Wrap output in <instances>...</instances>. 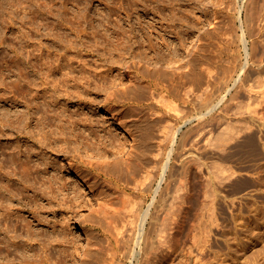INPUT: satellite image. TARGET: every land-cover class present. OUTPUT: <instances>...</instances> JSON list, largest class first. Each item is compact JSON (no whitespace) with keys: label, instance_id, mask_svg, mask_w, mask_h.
<instances>
[{"label":"rangeland","instance_id":"1","mask_svg":"<svg viewBox=\"0 0 264 264\" xmlns=\"http://www.w3.org/2000/svg\"><path fill=\"white\" fill-rule=\"evenodd\" d=\"M252 2L0 0V264H97L99 253L106 256L98 249L106 233L100 230L101 225H93L91 219H99L97 209L103 201L112 202L117 208L121 206V192L117 191L127 180L120 172L128 170L127 164L134 167L146 160L143 150L146 148L145 154H150L149 146L157 141V137L148 136L151 126L167 122L161 116H170L167 120L175 123V127L170 124L173 126L169 127L168 137L180 123H185L175 143L173 169L182 174L187 172L184 174L187 178L193 176L189 183L185 178L188 183L185 185L194 191L198 187L205 190L210 183L211 188L206 189L211 192L219 186L215 200L220 209L216 215L219 225L207 223V231L213 229L210 232L204 229L199 243L194 236L184 242L186 250L180 251L185 250L187 256L184 251L179 252L168 263L160 264H236L234 246L239 239L245 240L243 245L239 243L240 262L250 254L247 264H264V121L246 107H237L248 101L246 90L250 83L256 87L261 82L255 78H259V62H254L264 56V28L261 41L256 42H262L256 44L259 58L254 61L246 52L244 41L239 39L247 10H264V0ZM254 9L250 12L254 13ZM261 16H256L255 25L263 26ZM225 31L232 32L234 38H227ZM248 33L247 41L252 48L254 37ZM146 55L163 69L169 64V75H173L175 68L181 71L199 62L202 67H212L220 76L232 69L242 79L238 87L224 92L227 98L222 102L224 105L221 103L214 113L204 109V117H200V109L182 101L184 90H176L180 78L167 80L164 70L150 68L143 59ZM137 75L145 83H158L156 96L132 93L133 89L127 85ZM188 90L190 98H197L198 90ZM160 91L181 104L182 120L181 116L169 115L171 111L159 100ZM108 106L129 123L133 137L125 129L117 132L110 124L118 134L114 142L105 135L106 129L88 125L89 107L102 113ZM224 108L229 111L224 112ZM261 108L258 107L263 111ZM221 113L223 117L219 118ZM155 118L162 122L156 123ZM186 119L189 121L185 122ZM229 121L233 128L224 130ZM250 122L253 126L251 123L247 128ZM168 137L163 152L171 147L172 137ZM88 144L93 147L107 144L112 155L95 152L88 156L86 150H95ZM19 157L27 162V169L32 167V172L17 167ZM59 176L72 181L70 186L76 189H63L57 180ZM71 191L80 192L81 196L75 198ZM103 210L99 212L103 214ZM84 217H92V224L83 225ZM66 220L69 233L63 228ZM91 241L95 242L93 246ZM188 241L194 250L200 245V256L202 253L204 256L195 260L194 253L187 249L191 245Z\"/></svg>","mask_w":264,"mask_h":264},{"label":"bare ground","instance_id":"2","mask_svg":"<svg viewBox=\"0 0 264 264\" xmlns=\"http://www.w3.org/2000/svg\"><path fill=\"white\" fill-rule=\"evenodd\" d=\"M250 1L254 2L255 0H250ZM236 2H238V1H236ZM248 6H251L250 3ZM251 7L253 8V6H251ZM263 8H262V10H263ZM248 9H249V7H248ZM253 9L251 10V8H250V10H247L249 13V14L247 13V15H253V14L255 15V12H258V11L260 12V10H261L260 9V10L256 11L254 9L255 12L251 13L250 11H253ZM261 12H264V10ZM261 12L259 13V15L256 13L255 17H253V16L249 17L246 15L245 22L243 20V22H242L243 24L241 23L242 24L241 26L243 27V29L241 28V30L242 31L244 30V31L241 32L242 36L239 39L241 42H242V40L244 41V43H243L245 46L244 48H246V52L251 57V59H253L252 61H254V58L256 59V57L259 58V56H256V55L257 54L259 55L260 51L257 50V51H259V53H255L256 49H258L257 47H259L256 45V44H258L256 42L261 41L262 38H263L262 42H264V37H262V31L264 28V23H263L264 21L262 22V20L259 19V20H261L260 22H262L263 26L261 25V23H260V25L256 24L258 26L255 25V18H256V16L257 17L261 16ZM261 17H262V19L264 18L263 15ZM229 32L225 31V33H228L227 38H230L228 36H231V39L234 38V37H232L234 34L233 35L231 34L233 31L230 32V34H229ZM248 32L251 33V35L254 37V40H253L254 44H253L252 48L250 47V45L248 44V41H247L246 35ZM238 35H239V33H238ZM237 38L238 37H236V39ZM236 39H234V40H236ZM234 40L233 41L228 40V42L229 43L235 42ZM261 43L259 42V44H261ZM261 52H263V51H261ZM261 56H260V58H261ZM250 57H248V58H250ZM262 58L263 59H260L261 62L258 61L259 59H257V61L254 62V63L259 62V69L257 68L258 71L255 69V71H257L258 74L255 71H254V73L259 76V78H257V76L255 77L256 82H257V79H261L260 80L261 82L258 81V83L260 82V85L258 84L259 85L258 86L256 83V85L258 87L257 86L255 87L253 85V83H250L251 85L248 86V89H247L248 91L246 90V93L248 94V97H247L248 101L245 104H243L244 106H241L242 104H240L237 107H246L247 108L246 110L249 113H254V115L259 114L260 118L263 119L262 120V123H263V121H264V109H263V111L258 109V107L264 108V56ZM143 59L148 64H150L151 69H153L155 71H159V72L161 69L164 70L165 78L167 80H169V79L175 80L176 77L180 78L178 80L177 87H175L176 90H178V92H182L184 90V92H182V95H181L182 101L184 103H187V104H193L196 106V108L200 109V112L197 111L198 113H201L200 117H202V116L204 117V113H203L204 109H206L208 111L207 113H210L212 111L214 113V110L216 111V108L219 107L223 101H226L225 100L226 93H224V92L232 91V89L236 85L238 87V85H239L238 83L242 79L241 74H240V76L238 75L239 77L238 76L236 77V75H234L232 73L231 68H230L231 70L226 71V75L220 76L214 72L212 67H202V66H200L199 62L196 63L195 65L190 66L188 69H185V70L177 71V68H175L173 70V75H169L170 73L168 71H170L169 68H171V66L169 64L166 66V68L163 69V68H161V65H159V62H157L154 58L146 55V56H143ZM246 64H248V61H246ZM232 66H233V63H232ZM232 66H228V69H229V67H232ZM257 66H258V64H257ZM245 69H244V71H245ZM130 80H131L130 81L131 85L130 86L127 85V86L129 88L131 87L133 89L131 91H132V93L134 91L135 96L136 95H138V96H141V95L151 96V97L156 96L155 93H156L157 88L159 87L158 83L151 82V81L150 82L148 81V83H145L146 81L141 75L133 76ZM241 85H242V83H241ZM165 89L169 90L170 88L165 87ZM188 89L193 90L195 92L198 90L196 93L197 98H195V99L190 98L191 96L188 95V93H187L189 91ZM229 94H231V96L233 97V95H232L233 93H229ZM158 96L160 97L159 100L163 103V105L165 107H167V109L169 111H171L169 113V115L172 113L173 117H177V118L182 115L181 114V107H180L181 104L178 101H176L172 97H168L166 95V93H164L163 91L158 92ZM235 96H234V98H236ZM224 103H222V104L224 105ZM64 108H65V110H68V107H64ZM224 109H223L224 112L228 110L226 108H224ZM86 113H87L86 118H87L88 125H91V127H94L93 129H95V128L101 129V130L106 129L105 135L107 137H109L110 140H112V141L114 140V142H115V140H117L116 138L118 137V134L116 135V133H114L115 131L113 132L111 129L113 125H114V128L117 129L116 130L117 132L119 131V129H122V130L125 129L126 132H128L129 135L131 137H133V134L131 133V130L129 127V123L119 115V113L115 110V108L108 106L105 108V110H103L102 113H100V111L97 108L89 107V110L86 111ZM205 113H206V111H205ZM157 114H160V112L157 111ZM230 114H232V113L230 112ZM236 115H237V112H236ZM194 116H193V118H194ZM197 116H199V115H197ZM220 116L223 117L222 113L219 115V118H220ZM167 117L161 116V118L166 119L165 121H167V122L161 123L159 127L155 124L158 128H155L156 127L155 125L153 127L151 126V128H150V133L148 134V136L149 135H150L149 137L152 136L151 139H154L153 137H157V141L154 142L156 144H153V145L151 144L152 147H151V145L149 146L150 147V154H145V149H146V148L144 149L145 145L143 146L144 150L142 149L144 151V153L140 151L141 154L142 153L144 154V155L142 154L143 156L147 155L146 160L145 161L142 160L143 162L139 163L141 161V157H140V153H139V156H137V157L140 158V161H138L139 158L136 157L138 159V160L137 159L136 160L138 161L139 164H137L134 167L131 164H127V165H130V166H128V170L126 172L125 171L120 172V175L122 177L126 178V180H127V182L125 181L124 186L121 189V191L120 190L117 191L118 193L121 192V193H119L120 194L119 198L122 197V199H120L122 202L121 206L117 208L113 205L112 202L109 203V201H108V203H106L103 201L102 206L100 208L98 207L99 209L96 208L99 211H102V208H105V210H103V214L98 211V213H100V215L97 213L100 216L99 219L98 218L95 219L96 217H93V218L91 217L92 219L90 218L93 222V225L94 224L101 225L102 228L100 227V230L102 232L106 233L105 234L106 237L103 240H101V242L98 241V243L100 242V244H99L100 247L97 246L98 244L95 245V246L99 247L98 249L100 251H102L103 254L105 253L104 255H106V256H103L102 254L99 253L102 256L101 257L98 253H96V254H98V257L96 260L100 264H101V262H102V264H160L163 261L169 262L170 259H174L176 254H178L179 252L184 251L183 255L186 254L185 253V250H186L185 246L186 245L184 242L187 241L189 238H191V236H194L195 237L194 239H196L195 240L196 243H199L198 239L199 238H200L199 240H201V238L203 239V232L205 231L204 229L208 228L209 223L215 224V222H216V224L219 225V223H217V221H216V218H218V217H216V215L217 214L219 215V213H217L218 212L217 209L219 208L220 205L217 206V203H219V202L217 200H215L217 195L219 194L217 192L219 189V186L216 187L214 185L215 187L212 189V192H211V190H208L209 186L211 188V183H210L209 186H206V188H208V189L205 188V190H204V188L202 189V188L198 187L197 190L194 191L185 185V183H186L185 178L188 179L187 181L189 183V181L193 179L192 174H191L192 179L190 177H189L190 178L189 179L186 176L187 172H185L186 175H184L185 174L184 172L182 174V172L179 173L177 171L178 169H176L177 167L175 165L174 166L176 167L175 168L176 171L172 167L173 166L172 160H173V156L175 153L174 152L175 151V143L177 142L179 132L183 129V126L185 123L183 122L184 124H182V123H180V121L177 122V123H180V125L177 126V124H176V126H177L176 130H173V133L168 137L169 132H170L169 127L173 126L170 124H174L173 127H175V123H170L172 121V119H170V121H168L169 120L168 118L170 116L168 118ZM217 117L215 115V118H217ZM156 119L157 118H155V120ZM181 120H182V116H181ZM157 121H158V119L156 120V123H157ZM160 121L162 122V120H160ZM160 121H158V122L160 123ZM188 121H189V119L188 120L186 119L185 122H188ZM229 122L226 125L227 127H225V126L223 127V128H225L224 130L228 131V130L233 128V125H232L233 123L232 122L229 123ZM251 123L252 122L247 124L248 125L247 128L249 127V124H251ZM110 124H112V126ZM252 126H253V123H252L251 127ZM152 129H153V131H152ZM151 132H152V135H151ZM200 132H203V131H200ZM87 134L90 135V132ZM199 135L201 136L202 133H200ZM167 137L168 138L172 137L171 147L170 148L168 147L169 149L166 150L165 152H163L161 150L163 149V145H164V142L166 141ZM183 140H184V138L181 140L182 143H183ZM116 142H118V141H116ZM106 145L107 144H105L104 146H102V145L98 146V144H97V145H94V147H93L92 145L88 144V147L92 146V148H94L95 150L88 149V150H86V153L88 154V156H90L89 154L96 152L98 154H102V156L105 155V156L110 157L112 155V153L110 150L107 149ZM146 145H147V143H146ZM156 145H157L158 151H155ZM181 145H183V144H181ZM119 148H122V147H119ZM122 149H120V150H122ZM147 150L148 151H146V152H149V148ZM20 156L22 157L21 154H20ZM21 157H19V159H21V160H19L20 162L17 163V167L19 169L24 167V170L32 172V167L29 166L27 169L25 167L27 165V162H25V160H23ZM142 159H143V157H142ZM174 159H175V157H174ZM179 160H182V159H179ZM128 163H130V162H128ZM189 172L190 171H188V173ZM195 172H198V171H195ZM113 173H115V172H113ZM190 173H192V172H190ZM202 173H204V172H202ZM216 173H218V170ZM198 174H200V172H198L197 175ZM114 175H117V174L115 173ZM118 175H119V173H118ZM195 175H196V173H195ZM60 177L61 176H59V178ZM200 177H202V176H200ZM215 177L217 178L216 175L214 176V178ZM59 178L57 177V180L61 181L63 189H65L67 191L73 187L76 189L75 186H70V183L72 181L67 180V179H63V178L59 179ZM195 179H196V177L194 178V180ZM199 179H201V178H199ZM182 182H184L183 185H180V184H182ZM197 182H199V181H197ZM197 182H194V183H197ZM212 182H214V181H212ZM188 183H186V184H188ZM199 183H197L196 185L199 186L198 185ZM215 183H218V182L215 181L214 184ZM200 184L203 185L202 183H200ZM189 185H191V184H189ZM195 187L196 186L194 185V188ZM71 192L75 193L74 194L75 198H76V196H78L80 194V192H74V191H71ZM210 195H212V197H211L212 199H209ZM80 196H81V194H80ZM151 196H152V200L149 201L151 199L150 198ZM203 197L206 200H203ZM78 198L79 197H77V199ZM207 198L209 199V201H207L208 200ZM210 200H212V201H210ZM215 201H217V202H215ZM80 203H83V202L81 201ZM229 209H230V207H229ZM104 211H106L105 214H104ZM111 211H112V214H110ZM219 212H220V210H219ZM101 214H102V216H101ZM90 219H88V218L85 219V217H84L83 225L88 224V223L92 224ZM207 223H208V225L205 227V225ZM68 225H69V222H67V220H66L63 228H64V230H67V233L70 232V228H66ZM203 227H205V228H203ZM211 227H213V226H211ZM236 227H237V225H236ZM212 229L213 228H211L209 230L211 231ZM234 230H232V231H234ZM206 231H207V229H206ZM210 231H207V232H210ZM237 231H238V229H237ZM225 232H228V230ZM235 233L237 234V232H235ZM226 235H228V234H226ZM231 235L234 236L233 234H231ZM42 236L43 235H41V238H42ZM237 236H239V235H237ZM234 237H236V235ZM239 237H237V238L239 239ZM65 238H66L65 240H67V241L70 240L69 235L66 236ZM230 238H232V237H230ZM230 238H229V240H231ZM237 238L236 239L234 238L233 240H237ZM241 240H242V238H241ZM243 240L240 241V239H239V243H242V245L244 244V241H245V240L244 241ZM105 241L107 243H105ZM190 241L193 242L194 240H190ZM190 241H188V242H190ZM202 241H204V240H202ZM226 241H228V238L226 239ZM192 242H190L189 244H191ZM231 242H228V243H231ZM93 243H95V242L91 241V243H90L91 246H93L92 245ZM202 243L203 242H201L200 244L202 245ZM239 243H238V245L236 244L234 246V248H235L234 251L237 255L235 257V254H234L233 259L238 260V262L236 264H247L249 262V259H250V254H248L246 256L247 259L240 262V258H242V255H241V252H242L241 249L242 248L240 249L239 246H241V244H239ZM245 243H247V241ZM182 244H183V246H182ZM231 244H229V245H231ZM203 245H204V243H203ZM203 245H202V247H204ZM232 245H231V247H232ZM247 246H248V244H247ZM181 247H184V248H181ZM180 249H185V250L180 251ZM187 249L189 252L194 253L193 254L194 256L193 255L192 256L194 257L195 260L196 259L198 260L199 257L204 256L203 253H202V256H200V252L202 250L200 245H199V249H201V250H199L198 247L196 248L198 250H196V249L194 250V247L192 246V244L188 245ZM99 250H97V251H99ZM188 251H187V253H188ZM239 251H241V252H239ZM249 252H250V250H249ZM35 255L37 256L38 254H35ZM185 256H187V254ZM188 256H189V253H188ZM183 258H185V257H183ZM171 261H173V260H171ZM186 261H187V259H186ZM232 261L234 262V260H232ZM98 262H97V264H99Z\"/></svg>","mask_w":264,"mask_h":264}]
</instances>
